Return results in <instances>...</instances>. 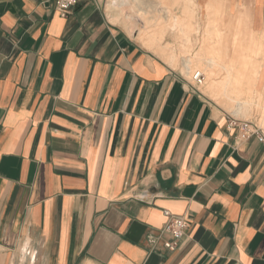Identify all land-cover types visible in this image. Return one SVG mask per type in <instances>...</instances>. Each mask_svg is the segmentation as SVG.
<instances>
[{
    "label": "crops",
    "instance_id": "0c3cea01",
    "mask_svg": "<svg viewBox=\"0 0 264 264\" xmlns=\"http://www.w3.org/2000/svg\"><path fill=\"white\" fill-rule=\"evenodd\" d=\"M105 1L0 0V264H264V142L230 125L264 131V0H161L152 44Z\"/></svg>",
    "mask_w": 264,
    "mask_h": 264
},
{
    "label": "rangeland",
    "instance_id": "374dc122",
    "mask_svg": "<svg viewBox=\"0 0 264 264\" xmlns=\"http://www.w3.org/2000/svg\"><path fill=\"white\" fill-rule=\"evenodd\" d=\"M112 1L113 0L105 1L111 19L114 22L121 24L129 31H136L138 34H142L144 38L145 34H149L150 31H159L160 34L162 33V37L164 33H171V30H174L172 31L174 34L178 33L177 26L173 27L172 25L167 26L164 24L166 21L165 17L168 16V18H170L169 22H171L175 13L174 11L156 8L160 7L161 0H130V6L123 9L125 15L119 14L118 10H115L110 6ZM146 26L148 28L147 31L145 30ZM179 34L182 36L181 33ZM208 79L209 74L207 75V81ZM262 110L264 111V107H262ZM260 121L264 126V112L261 113Z\"/></svg>",
    "mask_w": 264,
    "mask_h": 264
},
{
    "label": "built area",
    "instance_id": "2783aa9c",
    "mask_svg": "<svg viewBox=\"0 0 264 264\" xmlns=\"http://www.w3.org/2000/svg\"><path fill=\"white\" fill-rule=\"evenodd\" d=\"M78 3L79 0H56V9L62 16L65 17L71 13L72 8H74ZM192 79L197 85H201L204 82V75L201 71H196L193 73ZM230 125L238 129L241 140H248L249 138L256 136L260 141L264 142V131L257 120L232 118L230 120ZM164 214L167 217V221L163 230L171 235V239L166 240L164 245L170 250H175L180 245V241L188 227V219L183 216L173 214L169 210H165ZM150 241L155 242V238L150 237Z\"/></svg>",
    "mask_w": 264,
    "mask_h": 264
},
{
    "label": "bare ground",
    "instance_id": "6f19581e",
    "mask_svg": "<svg viewBox=\"0 0 264 264\" xmlns=\"http://www.w3.org/2000/svg\"><path fill=\"white\" fill-rule=\"evenodd\" d=\"M129 2H130V0H113L110 3V6L112 8H114L115 10H118L119 14L125 15V12L123 11V9H125L126 7H129V5H130ZM180 22H181L180 18L176 14H174L173 17H172V21L170 22V25L175 27V26H178L180 24ZM147 29L148 28L146 26L145 30L147 31ZM145 37H146L145 42L148 43V44H152L155 41H158V40L161 39L162 33L160 34L159 31H150L149 34H147V35L145 34ZM207 49H208V52H209L210 47H207ZM164 52H166V49H164ZM166 53H168V52H166ZM192 65H193V60L191 58L187 59L185 61V67H187L188 70L192 69ZM238 78H239V74L236 73V71H233V68H231V70L229 71V75L226 78V82H228V83H233L234 82L235 83L236 81H238ZM223 85H225V83ZM23 251H24V256L27 255V251H28L27 250V246L23 249Z\"/></svg>",
    "mask_w": 264,
    "mask_h": 264
}]
</instances>
